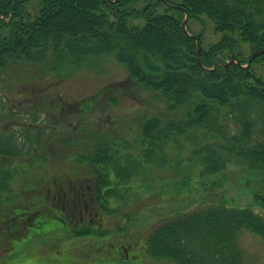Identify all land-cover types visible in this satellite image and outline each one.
<instances>
[{"label":"trees","instance_id":"1","mask_svg":"<svg viewBox=\"0 0 264 264\" xmlns=\"http://www.w3.org/2000/svg\"><path fill=\"white\" fill-rule=\"evenodd\" d=\"M30 3L36 4L34 15L26 8ZM187 12L189 19L211 20L222 33L218 43L202 48L200 61L197 41L183 28ZM198 40L202 42L200 36ZM242 44L249 49L247 58ZM263 51L264 0H0V83L13 67L31 65L58 74L66 66L78 68L91 59L113 56L140 89L165 103V111L134 119L136 129L130 128L126 139L104 129L87 131L78 121L58 136L52 131L48 148L52 157L65 150L93 168L96 177L83 185V201L77 195L70 203L79 202L82 211L87 202L90 209L100 206L105 213H119L110 199L122 203L125 194L118 191L125 185L126 205L129 192L141 188L157 195L169 189L177 201L185 202L146 243L150 257L174 264H246L238 234L246 230L264 240V53L243 67ZM232 58L239 64L226 66ZM5 105L1 99L0 118L14 120ZM43 107L39 103L36 109ZM12 132L0 129V165L22 157L26 148ZM24 132L31 147H41L46 139L42 129L33 137L31 129ZM188 145L191 156L184 165L173 152L181 154ZM168 168L176 180L152 189L153 181L146 176ZM235 168L248 175L245 181L257 184L248 206L217 198L197 210L188 207L194 196L204 202V192L217 196L216 189ZM12 175L2 171L0 191L9 190ZM54 188L46 192V201L61 209L62 184ZM49 212L38 209L33 225L36 213L43 217ZM71 224L74 238L108 233L95 231L89 222L80 225L79 217L70 218Z\"/></svg>","mask_w":264,"mask_h":264},{"label":"rangeland","instance_id":"2","mask_svg":"<svg viewBox=\"0 0 264 264\" xmlns=\"http://www.w3.org/2000/svg\"><path fill=\"white\" fill-rule=\"evenodd\" d=\"M35 5L30 3L26 7L32 15L35 14ZM188 27L193 34L201 37V44L206 49L222 38V34L215 31L214 23L205 17L201 21L190 19ZM242 49L247 58V45L242 44ZM40 72L43 69L39 70L31 65L13 67L0 83V100L4 99L5 108H11L17 115L29 116L28 119L36 112L42 113L40 117L47 120L48 129L55 131L54 135L57 136L63 124L75 126L79 121L87 131L104 129L112 136L126 139L131 132L129 129H136L134 119L150 117L166 110L165 103L154 99L153 93L140 89L127 68L113 56L91 59L78 68L67 66L58 74L59 77L51 73L41 76ZM261 73L264 76V66ZM102 91L105 92L100 100L88 108L87 112L79 114L81 111H78L75 116L71 115L77 111L76 106L93 100ZM113 98L118 100L115 105ZM39 103L48 111H37ZM8 121L9 119L0 118V127L18 130L26 126L25 122ZM39 124L48 125L41 121ZM191 150L192 146L188 145L181 154L175 150L171 152L176 157L181 156V161L186 165ZM33 157L36 156L13 160L12 164L28 163ZM54 157L47 162L19 168L11 187L13 191L6 199L3 197L5 194L0 193V264H172L167 260L150 258L145 246L151 233L173 217V211L176 214L177 210L185 207L186 203L177 201L169 189L164 190L161 195H157L156 191L153 193V190H144L145 188L138 190V195H132L127 205L121 207L120 213L110 216L106 225L110 234L75 238L68 236L69 240H64L69 233L67 219L63 217L59 207L48 205L45 194L54 189L55 181L69 189V182L92 178L94 171L89 163H78L73 156L57 154ZM174 174L168 168L154 170L146 178L153 181L152 189L160 190L166 183L176 180ZM247 176L242 170L235 168L229 175V180L216 189L217 196L204 192V202H196L194 196V202H189L188 207L197 210L202 203L209 205L214 199L216 202L217 198H223V201L227 198L236 206H248L257 184L245 181ZM148 207H151L150 210ZM42 208L48 209L50 213L37 217L30 230L33 235L42 233L43 236L33 241L30 234L20 240L13 237V231L6 230L11 219L18 220L22 217L33 220V214ZM123 213L133 214L134 220L126 219V223L122 224L125 219L122 218L125 217ZM12 224L16 227L19 238L22 237L25 234L24 222L13 221ZM122 226L128 228L125 235L118 234ZM237 246L247 263L264 264V240L260 237L242 231L238 236ZM143 252L150 259L142 256Z\"/></svg>","mask_w":264,"mask_h":264},{"label":"flooded vegetation","instance_id":"3","mask_svg":"<svg viewBox=\"0 0 264 264\" xmlns=\"http://www.w3.org/2000/svg\"><path fill=\"white\" fill-rule=\"evenodd\" d=\"M80 194L81 193H76V195H75V197L77 198V195H78V198L79 199H81V196H80ZM79 203V202H78ZM78 203H75V206H76V208L78 207ZM88 210H87V208H86V212H87ZM81 213V212H80ZM75 214H76V212H75ZM90 216H91V213L89 214ZM84 220V217L83 216H81V219H80V221L82 222Z\"/></svg>","mask_w":264,"mask_h":264},{"label":"water","instance_id":"4","mask_svg":"<svg viewBox=\"0 0 264 264\" xmlns=\"http://www.w3.org/2000/svg\"><path fill=\"white\" fill-rule=\"evenodd\" d=\"M186 25V23L184 22V26ZM199 55H200V52H199Z\"/></svg>","mask_w":264,"mask_h":264}]
</instances>
